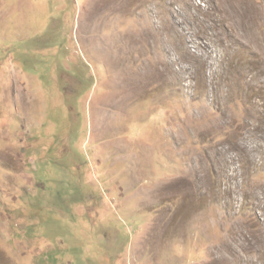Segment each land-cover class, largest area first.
I'll return each mask as SVG.
<instances>
[{
  "label": "rangeland",
  "instance_id": "1",
  "mask_svg": "<svg viewBox=\"0 0 264 264\" xmlns=\"http://www.w3.org/2000/svg\"><path fill=\"white\" fill-rule=\"evenodd\" d=\"M0 264H264V0H0Z\"/></svg>",
  "mask_w": 264,
  "mask_h": 264
}]
</instances>
